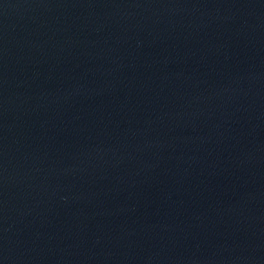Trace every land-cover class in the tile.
Listing matches in <instances>:
<instances>
[{"label":"water","instance_id":"95a60500","mask_svg":"<svg viewBox=\"0 0 264 264\" xmlns=\"http://www.w3.org/2000/svg\"><path fill=\"white\" fill-rule=\"evenodd\" d=\"M0 264H264V0H0Z\"/></svg>","mask_w":264,"mask_h":264}]
</instances>
